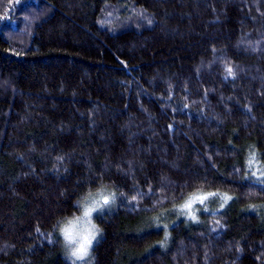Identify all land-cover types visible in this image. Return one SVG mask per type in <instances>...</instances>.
<instances>
[{
  "label": "trees",
  "instance_id": "1",
  "mask_svg": "<svg viewBox=\"0 0 264 264\" xmlns=\"http://www.w3.org/2000/svg\"><path fill=\"white\" fill-rule=\"evenodd\" d=\"M258 163L264 0H0V264L108 187L95 264H264Z\"/></svg>",
  "mask_w": 264,
  "mask_h": 264
},
{
  "label": "clouds",
  "instance_id": "2",
  "mask_svg": "<svg viewBox=\"0 0 264 264\" xmlns=\"http://www.w3.org/2000/svg\"><path fill=\"white\" fill-rule=\"evenodd\" d=\"M77 211L58 218L52 229L58 237L68 264H95L94 247L103 235L97 222L99 209L85 207L79 202Z\"/></svg>",
  "mask_w": 264,
  "mask_h": 264
},
{
  "label": "rangeland",
  "instance_id": "3",
  "mask_svg": "<svg viewBox=\"0 0 264 264\" xmlns=\"http://www.w3.org/2000/svg\"><path fill=\"white\" fill-rule=\"evenodd\" d=\"M249 174L256 180L264 179V163L253 164L248 168ZM217 193H196L191 196H188L184 199L181 203V209L184 212L186 218L191 219L192 222H195L196 219V210H197V201L205 202L213 195ZM218 196V195H217ZM105 198H107V203H105ZM116 193L111 188H98L97 190L93 191L92 193L88 194L83 198L81 205L85 207H96L99 209V212L96 215V220L99 217L105 216L108 213L112 212L115 209V201H116ZM231 198L228 195H220L218 197V202L220 207L217 210H221L225 203ZM99 206V207H97ZM216 212V211H215ZM147 219V218H146ZM145 218H140L135 223L136 224H145ZM63 252V249H62ZM64 255V252H63Z\"/></svg>",
  "mask_w": 264,
  "mask_h": 264
},
{
  "label": "snow or ice",
  "instance_id": "4",
  "mask_svg": "<svg viewBox=\"0 0 264 264\" xmlns=\"http://www.w3.org/2000/svg\"><path fill=\"white\" fill-rule=\"evenodd\" d=\"M229 74H231V70L229 69ZM105 203H107V198H105ZM99 207V206H97Z\"/></svg>",
  "mask_w": 264,
  "mask_h": 264
}]
</instances>
